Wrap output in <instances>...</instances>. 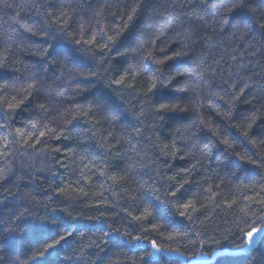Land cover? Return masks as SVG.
Masks as SVG:
<instances>
[{
    "label": "trees",
    "instance_id": "16d2710c",
    "mask_svg": "<svg viewBox=\"0 0 264 264\" xmlns=\"http://www.w3.org/2000/svg\"><path fill=\"white\" fill-rule=\"evenodd\" d=\"M237 3L0 0V264H264L233 254L264 227V0Z\"/></svg>",
    "mask_w": 264,
    "mask_h": 264
},
{
    "label": "snow or ice",
    "instance_id": "6c2138e0",
    "mask_svg": "<svg viewBox=\"0 0 264 264\" xmlns=\"http://www.w3.org/2000/svg\"><path fill=\"white\" fill-rule=\"evenodd\" d=\"M233 7H234V8H242V7H246L245 0H238V3L235 4V5H233ZM135 11H136V9L134 8V9H133V12H135ZM131 19H132V16H129V20H131ZM92 42H93V43L95 42V37H93V41H92ZM76 43L79 44L80 41H76ZM108 47H109V46H108L107 44L102 45L101 48H100V51L103 52L104 49H105V48H108ZM157 62H158V63H165L164 60H160V61H157ZM118 83H121V84H122V83H123V79H122L121 81H118ZM155 87H156V85H155V83L153 82L152 85H151V87L149 88V91H152V89H154ZM19 103H23V102L20 101ZM13 107H14V105L9 104V108H10V109L13 108ZM164 108H165V106L162 105L160 108L157 109V112H163V111H164ZM33 127H35V125H33ZM44 135H45L44 132H41V133L39 134L40 137H43ZM31 139H32V138L29 137V140H26V141L24 142L25 145L34 148L36 145H38V144L41 143V139H40L39 137L35 139V142H34V143H29V141H30ZM5 147H7V145H5ZM249 163H253V162H252V161H249ZM260 203H261V204H264V200H261ZM183 207H184L185 209H192L193 211H196V210H197L196 207H195V204L192 203V202H189V203L183 205ZM228 207L231 208L232 205L230 204V205H228ZM181 215H184V213H181ZM262 231H264V229H260V228H252L251 231H248V232L245 233V235L247 236V242H248L249 246L251 245V243H252V241H253L255 235L258 234V233H260V232H262ZM63 239H65V237L61 236V237H60V240H63ZM59 242H60V241L57 240V241H56V244H58ZM54 246H55V245H49V247H54ZM153 248H155L157 251H159V249L157 248V246L155 245L154 242H153Z\"/></svg>",
    "mask_w": 264,
    "mask_h": 264
},
{
    "label": "water",
    "instance_id": "95a60500",
    "mask_svg": "<svg viewBox=\"0 0 264 264\" xmlns=\"http://www.w3.org/2000/svg\"><path fill=\"white\" fill-rule=\"evenodd\" d=\"M261 229H264V227L261 228ZM256 236H257V238L255 239V241L250 246H248V248H245V249L240 250V251H236L233 254L234 255H238V254H245V253L252 252L259 245V243L261 242V240L264 238V231L256 234ZM222 254H224V253H216V254H214L211 257V259H209L208 257H200L197 260H194L192 262V264H210V263H214L216 261V259L218 258V256H220ZM226 254H232V253H226ZM173 258L178 259L177 256H175Z\"/></svg>",
    "mask_w": 264,
    "mask_h": 264
},
{
    "label": "rangeland",
    "instance_id": "374dc122",
    "mask_svg": "<svg viewBox=\"0 0 264 264\" xmlns=\"http://www.w3.org/2000/svg\"><path fill=\"white\" fill-rule=\"evenodd\" d=\"M256 238H257V236L255 235V237H254L252 243L255 241ZM252 243H251V244H252ZM248 246H249V244H248V242H247V247H246V248H248ZM244 249H245V248H244ZM204 257H207V256H204ZM208 258L211 259V257H208Z\"/></svg>",
    "mask_w": 264,
    "mask_h": 264
}]
</instances>
